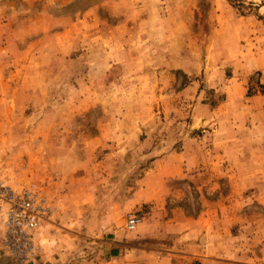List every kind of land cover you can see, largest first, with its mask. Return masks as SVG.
I'll return each mask as SVG.
<instances>
[{"label":"rangeland","instance_id":"374dc122","mask_svg":"<svg viewBox=\"0 0 264 264\" xmlns=\"http://www.w3.org/2000/svg\"><path fill=\"white\" fill-rule=\"evenodd\" d=\"M4 188L0 264H264V0H0Z\"/></svg>","mask_w":264,"mask_h":264},{"label":"built area","instance_id":"2783aa9c","mask_svg":"<svg viewBox=\"0 0 264 264\" xmlns=\"http://www.w3.org/2000/svg\"><path fill=\"white\" fill-rule=\"evenodd\" d=\"M1 202L7 205L2 215L8 229L5 241L19 253H28L32 248L26 244V238H29L31 230L40 225L46 208L42 205L38 194L29 189L14 191L4 188L0 191V207ZM138 222L139 218L131 216L127 226L132 229Z\"/></svg>","mask_w":264,"mask_h":264},{"label":"crops","instance_id":"0c3cea01","mask_svg":"<svg viewBox=\"0 0 264 264\" xmlns=\"http://www.w3.org/2000/svg\"><path fill=\"white\" fill-rule=\"evenodd\" d=\"M188 219H190V218H188ZM150 221V219L147 221V223ZM168 223V222H167ZM148 231H149V233H152L154 230H155V228L153 227V225H152V222L151 223H149V224H146V226H144ZM189 228V227H188ZM152 230V231H151ZM161 230V229H160ZM163 232H162V236H166V230L164 229V230H162ZM183 231H185V229H183ZM190 231V230H189Z\"/></svg>","mask_w":264,"mask_h":264}]
</instances>
